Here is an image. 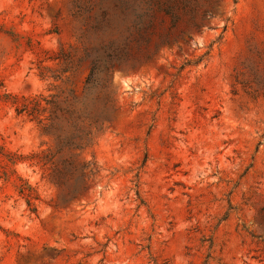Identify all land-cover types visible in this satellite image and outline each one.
<instances>
[{
	"label": "rangeland",
	"instance_id": "rangeland-1",
	"mask_svg": "<svg viewBox=\"0 0 264 264\" xmlns=\"http://www.w3.org/2000/svg\"><path fill=\"white\" fill-rule=\"evenodd\" d=\"M123 1L0 0V264H264V0Z\"/></svg>",
	"mask_w": 264,
	"mask_h": 264
},
{
	"label": "trees",
	"instance_id": "trees-1",
	"mask_svg": "<svg viewBox=\"0 0 264 264\" xmlns=\"http://www.w3.org/2000/svg\"><path fill=\"white\" fill-rule=\"evenodd\" d=\"M136 0H125L122 2L123 8L121 9L122 13L131 19V25L137 30L140 29L141 26V18L143 16V13L141 12L138 4L136 5ZM164 11L166 14L172 15V10L170 7L166 6L164 7ZM103 8H101V21H99L95 25V30L99 31L102 27L103 22ZM162 42H168V38L164 37ZM95 58L92 61V68L89 75V78L86 80V85L90 84V79L94 76L96 70L99 69L100 65L102 64V67L104 69H107L111 67L113 64H118L121 60V55L119 51H117V48L115 47V43L112 41L107 42L105 45H103L100 49H95ZM100 51H103V61H100V58L98 57V54ZM119 53V55H118ZM24 104L22 105V108L20 110H26L28 104H31L32 100L28 101L27 99H24ZM20 112V111H19ZM87 133H83L82 130L77 129L75 133H72L71 135L67 137H62L61 135H57L58 142L60 144V147H67V148H81L80 140L82 137L86 136ZM84 135V136H83ZM68 166V165H67ZM70 172V168L65 169V173L67 174ZM18 193L25 198V201L27 205L30 207L31 211H35V208L33 206L32 200H34V191L29 185L26 184V182H21V184L18 186Z\"/></svg>",
	"mask_w": 264,
	"mask_h": 264
}]
</instances>
